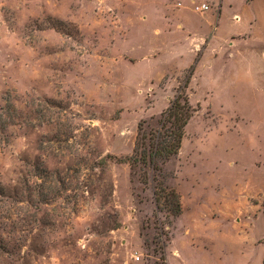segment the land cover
<instances>
[{"label":"rangeland","instance_id":"rangeland-1","mask_svg":"<svg viewBox=\"0 0 264 264\" xmlns=\"http://www.w3.org/2000/svg\"><path fill=\"white\" fill-rule=\"evenodd\" d=\"M193 1L0 0V264H261L263 98L188 83L178 154L122 161L184 80ZM159 186L178 216L156 210Z\"/></svg>","mask_w":264,"mask_h":264},{"label":"crops","instance_id":"crops-1","mask_svg":"<svg viewBox=\"0 0 264 264\" xmlns=\"http://www.w3.org/2000/svg\"><path fill=\"white\" fill-rule=\"evenodd\" d=\"M200 4L206 8L195 10ZM192 10L198 19L176 24L175 32L185 42L176 50L181 66H194L191 94L264 100V0H194Z\"/></svg>","mask_w":264,"mask_h":264},{"label":"trees","instance_id":"trees-1","mask_svg":"<svg viewBox=\"0 0 264 264\" xmlns=\"http://www.w3.org/2000/svg\"><path fill=\"white\" fill-rule=\"evenodd\" d=\"M193 64L187 68L184 80L179 84L176 95L167 107L160 112L156 129L145 131L143 123H138L131 154L122 159L131 169L147 167L152 171L160 170V165L176 156L181 147L185 127L197 110L190 102L186 92L189 78L193 72ZM146 183V173L140 174ZM155 180V177L153 178ZM153 202L157 211H166L171 216L181 213V201L178 192L173 189L159 186L153 190ZM264 218V200L261 203ZM264 244V236L261 239ZM264 264V252L261 260Z\"/></svg>","mask_w":264,"mask_h":264},{"label":"built area","instance_id":"built-area-1","mask_svg":"<svg viewBox=\"0 0 264 264\" xmlns=\"http://www.w3.org/2000/svg\"><path fill=\"white\" fill-rule=\"evenodd\" d=\"M204 8H206L205 4L196 5L194 7L195 10H199V11L203 10Z\"/></svg>","mask_w":264,"mask_h":264}]
</instances>
